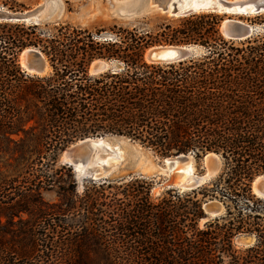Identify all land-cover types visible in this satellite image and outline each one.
Instances as JSON below:
<instances>
[{"label": "trees", "instance_id": "1", "mask_svg": "<svg viewBox=\"0 0 264 264\" xmlns=\"http://www.w3.org/2000/svg\"><path fill=\"white\" fill-rule=\"evenodd\" d=\"M248 20L262 26L242 40L224 37L213 12L181 17L154 36L117 28L110 39L69 24L52 32L0 22V151L14 149L17 165L13 176L0 179V264H264V199L251 191L264 173V13ZM161 42L202 51L177 62L146 61V48ZM30 47L41 52L49 73L20 66L18 56ZM95 59L117 67L92 74ZM103 135L125 136L163 157L214 153L221 169L210 184L166 189L156 202L151 181L144 188L146 182L131 179L121 190L124 200L112 197V208L90 217L92 229L82 227L73 243L38 244L47 229L58 240L63 235L57 222H46L51 216L40 198L64 168L50 171L58 152ZM46 154V168L34 169ZM73 193L65 196L68 211ZM206 198L221 202L224 213L200 228ZM89 203L91 211L96 199ZM238 233L253 235L254 244L236 250Z\"/></svg>", "mask_w": 264, "mask_h": 264}, {"label": "rangeland", "instance_id": "2", "mask_svg": "<svg viewBox=\"0 0 264 264\" xmlns=\"http://www.w3.org/2000/svg\"><path fill=\"white\" fill-rule=\"evenodd\" d=\"M50 1L52 5L55 4L59 8H57L54 12H52V14L49 15V17L46 18L43 17L45 11L39 15V20L37 24H40L39 27L41 30L44 31L49 30L54 32L55 27H58L59 25L69 24L70 26L82 30H87L94 39L113 38L117 28H123V29L126 28L129 30L136 28L138 29V31L149 33L152 36H154L156 33L162 30L165 24H171L172 26H176L178 23L177 20L181 18V17L169 16L164 12L159 11L156 8L151 9V11L149 12L138 14L132 17H120L116 14H112L111 13L112 10L115 9L120 4L119 2H122L123 0L121 1L118 0H0V7L10 12H23V11L35 9L39 6H46ZM199 13H206V11H202ZM213 13L218 15L221 18V21L224 19V14L218 12H213ZM227 16H230V14H227ZM235 16L239 17L248 24L256 25L260 27L262 26V23L251 22L250 20H248V19H253L254 16L256 15H244V16L235 15ZM25 24H29V23H25ZM157 45L181 46L186 44L161 42V43L153 44L151 46H157ZM188 45H193V44H188ZM18 61L20 64V55L18 56ZM109 63L112 65V67H117L116 61H112ZM50 71L51 69L49 67L47 73H49ZM123 137L125 136L107 138L108 139L107 141L112 146L116 147L120 156L119 159H117L116 163L113 166H111L110 170L104 175H102V177L97 179L91 178L89 174L88 175L84 174V176H78V174L74 172L71 166L70 168H67L69 165L66 164L68 160V156L66 155L65 149L68 146H70L72 143L67 147H65L63 150H61L60 152H58L56 156V163L54 166H52V170L50 171H52L51 173H55L54 171L56 169H59V167L63 165L64 168L61 169L60 172H57L56 175H54V177H58V179L54 178V181L50 186L48 187L43 186V188L40 189V198L42 201V205H41L42 212H44L47 216H51V218L50 219L48 218L46 222H48L49 224L52 223V221L57 222V224L60 227H56V228H58V230L62 229L63 235H61V239L58 240V234L54 233V231H52L51 229H47L44 231L45 235H43V237H45V241L38 242V244H60L61 242H63V244L73 243V241L71 240H74V238H76V236L80 233L82 227H84L86 230L92 229L90 223L91 221L89 219L90 217L92 216L94 217V215L98 214L100 211H105L107 208H109V205L112 208V204L114 202L112 197L116 196V198H121L122 200H124L121 190L124 187V185L127 184L131 179L137 178L138 181L146 182V183L140 182V185H142L144 188L145 186L147 188L148 182L151 181L150 186H148L149 197L154 202H156L157 198L166 190V188L164 187L165 182L166 181L168 182L171 179V177H175L176 173L174 171H172L169 174L162 173L157 169L158 166H163L162 159L168 157L160 156L150 148L141 145L137 141L127 140L126 138ZM13 138H17V137L14 135ZM12 147L13 145L9 144V148L12 149ZM15 149L18 150L17 147H15ZM14 152H15L14 149L13 151L9 150L7 153L0 151V179L10 178L16 173L17 165L13 160L14 155L16 153ZM101 154L103 156V153ZM184 155H186L188 157V160L191 161L194 173L201 174L205 171L206 164L203 159L206 154L198 158L190 153ZM44 156L45 158L41 161L42 163L34 166L33 167L34 169L46 168L45 165H48L46 161H50V160L48 158L49 155L46 154ZM172 156L174 155H171L169 157ZM219 161H220V157H219ZM220 169H221V161L220 164L218 165L217 173L214 175V177L202 186L210 184L215 179ZM92 171L100 172L101 170L100 167L93 166ZM104 180L110 182L111 188H105V186L104 187L98 186ZM172 188L180 191L176 187H172ZM184 191H189V190H184ZM251 191H252V183H251ZM71 193L75 194V197H73L72 199V202L75 203L73 205L74 207L68 211L66 206L67 201L65 200V196ZM198 197H200V195H198ZM90 199H96V204L94 205L93 209H91V211L88 208V205L90 204L89 203ZM209 202H212L220 207L221 213L217 216H220L222 213H224V207L221 204V202H219L216 199L206 198L202 202L204 217L201 218L198 222V226L200 228L203 227V224L205 223L206 220L204 207L206 208V205H208ZM105 204H107L108 206H106ZM35 212L36 211H34L32 215L33 217L32 221H35L36 216L38 215L37 212L36 213ZM22 217L24 219L29 218V216L26 213H23ZM53 217H58V218L55 219ZM215 217L210 218V220ZM38 220L39 219H36V222ZM39 226L37 230L40 229ZM254 242H255V237L248 233H238L232 238V245L236 250H243L244 248L253 245ZM102 243L103 242L98 241L96 244H102Z\"/></svg>", "mask_w": 264, "mask_h": 264}, {"label": "water", "instance_id": "3", "mask_svg": "<svg viewBox=\"0 0 264 264\" xmlns=\"http://www.w3.org/2000/svg\"><path fill=\"white\" fill-rule=\"evenodd\" d=\"M251 1V0H236L234 2H228L227 0H218V3L222 6V11L226 9H230L234 7H243L245 6L244 2ZM146 4H145V3ZM189 2V0H188ZM152 4V7H157L159 11L164 12L165 14L173 17H185L190 14L199 13L202 11H209V12H217L218 8L216 5H212L210 7H181L183 5V0H150L149 2ZM149 3L147 1H143L140 7L146 6V9L143 11H138L139 14H143L146 12L151 11L149 7ZM180 4V5H178ZM250 5L253 7V11L255 15L261 14L264 12V3H256L252 2ZM51 1L46 6H39L35 9L23 11V12H10L8 10H4L0 7V22H24V23H34L37 24L39 20V15L44 12L43 17L46 18L50 15L51 12ZM179 8H183L179 10ZM224 8V9H223ZM45 9V10H44ZM170 12V13H169ZM112 14H115L114 12H111ZM138 14V13H137ZM118 15L120 17H130L134 15L133 13H122ZM232 15V16H231ZM239 15V13H232L230 16H227L226 13H224V19L222 21H226L223 25V22L221 21L220 24V32L221 34L232 40H242L245 39L255 32H257L261 27L256 25H251L246 22H244L239 17L235 16ZM244 16V15H241ZM110 39V38H109ZM27 51L24 54V71L30 74H36V75H45L48 71V64L45 61L43 55L40 51H38L35 48H27ZM201 48L195 45H157V46H151L144 52V59L148 62L152 63H171V62H177L184 59H187L189 57L195 56L200 53ZM21 55V54H20ZM112 65L109 62H106L102 59H95L93 60L89 65V72L92 74L99 73L102 71H105L109 68H111ZM109 137H117L114 135H103L98 137H88L81 140H78L74 143H72L70 146H68L65 149L66 155L68 156V162L67 164L70 165L73 170L75 169L74 166L76 164H79L81 167H85L86 174H89L91 178H93V175L95 173H98L96 176L98 178L102 177L105 173H107L111 165H107L105 163H98L96 164L94 161L95 152L97 149L96 144H94V140L97 139H107ZM127 140H130L127 137ZM209 154V153H206ZM214 154V153H213ZM187 158L184 154H176L172 157L164 158L163 160V166H158L159 171L162 173H171L172 165L175 163V161H179L181 159ZM207 164L210 167V171L208 172L205 168V171L201 174L193 173L191 175L190 181H183L181 182L180 178L177 177V174L175 177H171V179L167 182H165L164 187L166 189L176 187L180 191L184 190H192L195 188H198L208 181H210L214 175L217 173L218 165L220 164L218 155L215 154V157H209L207 160ZM93 166H98L101 168L100 172H94L92 171ZM264 175V174H261ZM258 175V176H261ZM256 176L254 180L258 177ZM97 179V178H93ZM256 192H253L257 197L264 199V178H260L255 182L254 184ZM253 191V190H252ZM204 211L206 214L205 222L210 220V218L215 217L221 213V209L218 205L209 202L208 205H206V208L204 207Z\"/></svg>", "mask_w": 264, "mask_h": 264}, {"label": "bare ground", "instance_id": "4", "mask_svg": "<svg viewBox=\"0 0 264 264\" xmlns=\"http://www.w3.org/2000/svg\"><path fill=\"white\" fill-rule=\"evenodd\" d=\"M118 1H121V0H118ZM143 1H147V3L150 2V0H123L122 2H119L120 4L115 9H113L112 12H114L116 15H118V13L119 14H122V13H133L134 15H132V16L138 15L139 14L138 11H143V10L146 9L147 5H144L143 7H140ZM234 1H236V0H231V1H228V2H234ZM252 2L264 3V0L247 1V2H244L245 6H243V7H239V6L234 7L233 6V8H231V10L230 9L229 10L226 9V10H223V11H222L221 4L218 3V0H189V2H188V0H183V5L181 7H188V6L190 7L191 6V7H194V8H198V7L205 8V7H210L212 5H216L217 8H218V10H217L218 13H222V14H224V13H226V14L239 13L240 15H255L254 12H252L253 11V7L250 5V3H252ZM148 5H149L150 9H154V8L158 9L157 7H152V4H150V3ZM178 5H180V4H178ZM57 8H59V7L57 5H55V4H53L52 7H51L50 15ZM181 9H183V8H179V10H181ZM132 16H130V17H132ZM222 22H223V25H224V23L226 21L224 20ZM26 51L27 50L24 49L20 53L21 54L20 55V65L22 67H24V54H25ZM48 70H49V68H48ZM107 140L108 139H97V140H94L93 143L96 144V146H97V149H96V152H95L94 161H95L96 164L105 163L107 165L113 166L116 163L117 159H119L120 155H119V152L117 151L116 147L112 146ZM101 153H103V156H102ZM209 157H215V154L209 153V154H206L204 156L203 160H204V162L206 164V170L208 172L210 171V167L207 164V160H208ZM67 162H68V160H67ZM74 168H75L74 172L76 174H78V176H84V174L87 173L85 167H81L79 164H76L74 166ZM100 170H101V168H100ZM157 170H159V167H158ZM172 171H174L177 174V177L180 178L181 182L187 181V180L190 181L191 180L190 179L191 175L194 173L192 163H191L190 160H188V157L185 158V159H181L179 161H175V163L172 165V168H171V172ZM101 172L102 171H100V173ZM97 174L98 173H95L93 175V178H98L96 176ZM86 175H88V174H86ZM260 178H264V175L258 176L254 180V182L252 183L253 192H256L254 184Z\"/></svg>", "mask_w": 264, "mask_h": 264}]
</instances>
